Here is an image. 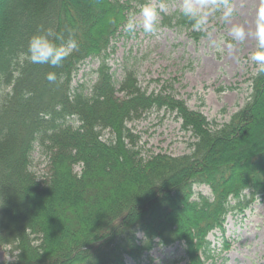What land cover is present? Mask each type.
Segmentation results:
<instances>
[{"label": "trees", "instance_id": "trees-1", "mask_svg": "<svg viewBox=\"0 0 264 264\" xmlns=\"http://www.w3.org/2000/svg\"><path fill=\"white\" fill-rule=\"evenodd\" d=\"M145 5L0 0V248L20 252L8 264H140L175 244L185 264H207L208 235L264 199V73L215 129L165 88L143 91L131 70L113 79L112 44ZM160 25L201 35L182 12ZM48 28L78 43L59 67L25 58L30 38ZM87 60L99 61L96 80L73 85ZM152 110L175 114L194 139L190 154L143 155L128 124ZM35 147L48 158L41 179L31 170ZM200 186L211 195L195 194Z\"/></svg>", "mask_w": 264, "mask_h": 264}, {"label": "rangeland", "instance_id": "rangeland-1", "mask_svg": "<svg viewBox=\"0 0 264 264\" xmlns=\"http://www.w3.org/2000/svg\"><path fill=\"white\" fill-rule=\"evenodd\" d=\"M159 14L157 30L145 33L141 12L134 17V32L122 31L113 42V54L108 65L116 82L122 80L125 70H131L138 84L147 93H158L162 88L185 102L191 111L201 113L211 124L220 128L249 101L251 78L260 65L251 60L257 51L255 16L261 0H230L233 18L230 23L220 19L222 0H210L208 8L219 7L209 15L198 39L190 38L188 31L161 27L163 15L182 12L183 0H146ZM232 24H241L246 30L243 42L233 39ZM97 60H87L74 77L73 85H91L96 80ZM139 137L143 155L167 154L182 156L191 153L194 139L181 128L175 114L165 110H152L139 121L128 124ZM108 134H105V139ZM47 156L35 147L31 170L41 179L45 173ZM195 194L209 197V188L194 187ZM213 258L207 264H264V199L253 202L230 214L224 232L208 235ZM224 243L227 251L221 252ZM15 252L0 248V264L12 263L8 259ZM128 264H134L127 260ZM140 264H185L182 247H155Z\"/></svg>", "mask_w": 264, "mask_h": 264}, {"label": "clouds", "instance_id": "clouds-1", "mask_svg": "<svg viewBox=\"0 0 264 264\" xmlns=\"http://www.w3.org/2000/svg\"><path fill=\"white\" fill-rule=\"evenodd\" d=\"M210 0H183L182 13L192 22L194 29L200 30L207 23L210 14L221 11L219 7L213 6L211 10H206ZM143 17L142 26L145 33H154L157 30L158 12L154 6L145 5L141 8ZM233 18V8L230 0H222V11L220 19L225 23H230ZM136 21L130 17L125 24V30L134 32ZM230 34L234 40L243 42L246 38V30L241 24H232ZM255 37L257 51L251 56V60L260 65L257 75L264 73V0H261V7L257 9L255 16ZM59 41V43H57ZM78 49L76 39L69 38L66 41L62 34L56 33L52 28L43 29L39 34L33 35L27 47L25 58L34 64H48L52 67L61 66L62 62ZM49 82H55L57 77L54 72H49L46 76ZM19 250L14 256L8 259L17 260Z\"/></svg>", "mask_w": 264, "mask_h": 264}]
</instances>
